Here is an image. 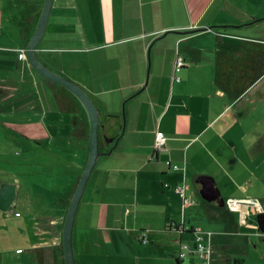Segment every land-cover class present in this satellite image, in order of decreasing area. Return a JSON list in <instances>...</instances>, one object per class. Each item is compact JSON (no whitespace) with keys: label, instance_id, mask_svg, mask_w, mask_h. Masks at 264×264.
Listing matches in <instances>:
<instances>
[{"label":"crops","instance_id":"crops-1","mask_svg":"<svg viewBox=\"0 0 264 264\" xmlns=\"http://www.w3.org/2000/svg\"><path fill=\"white\" fill-rule=\"evenodd\" d=\"M44 4L9 1L6 22L18 43L0 55V129L15 139L43 129L25 163L30 174L44 165L39 172L57 194L42 197L33 229L39 242L30 247L61 261L90 124L81 102L35 72L27 54L18 58L27 53ZM261 24L264 0L53 1L37 58L94 100L105 153L79 205L77 264H264L257 224L264 214ZM178 55L187 66L176 74ZM60 92L72 110L61 109ZM78 125L87 137L75 135ZM158 132L167 142L155 153ZM201 178L214 181L216 201L201 197ZM11 184L20 189L18 180ZM199 238L210 259L195 250Z\"/></svg>","mask_w":264,"mask_h":264},{"label":"rangeland","instance_id":"rangeland-1","mask_svg":"<svg viewBox=\"0 0 264 264\" xmlns=\"http://www.w3.org/2000/svg\"><path fill=\"white\" fill-rule=\"evenodd\" d=\"M1 1L0 55L4 57V55L12 54V50L6 49L17 45L18 36L9 27L10 24L6 22L7 16L10 15L8 12L10 5L8 4L11 0ZM66 117L71 120L74 116L67 115ZM25 132L29 134L28 137L15 139L12 137H16L13 135V131L0 129V185L11 184L15 180L20 182L15 206L9 212L0 210V264H38L35 259L37 249L32 251L30 247L31 241L33 243L39 242V238L34 236L33 229H37V224L40 223L39 220L41 221L39 216L41 215L42 197L45 199L53 198V195L57 194V191L50 186V177L39 172V168H45L44 165H40L39 162L36 165V173L30 174L29 171V173L27 172L30 164L25 163L29 156L28 150L39 148L34 146L36 144L34 138H36L35 135L41 137L43 129L37 127ZM53 132L63 134L61 129H54ZM65 132L70 133L71 127L66 126ZM7 135L9 137H5ZM45 146L48 149L54 148L51 145ZM66 153L73 154L71 151ZM31 186H33V194L29 190H32ZM17 212L22 214L21 217L18 216ZM17 249H22L23 252L18 254ZM52 256V253H46L47 264L52 263L54 258Z\"/></svg>","mask_w":264,"mask_h":264},{"label":"water","instance_id":"water-1","mask_svg":"<svg viewBox=\"0 0 264 264\" xmlns=\"http://www.w3.org/2000/svg\"><path fill=\"white\" fill-rule=\"evenodd\" d=\"M54 0H45V4L43 5V11L41 17L39 18V23L34 31L33 36L31 37V41L27 44L26 54L28 61H30V65L38 72L45 80L54 83L58 86L65 88L69 91L84 107L90 124V133H89V147L90 152L87 164L85 165V169L79 178L80 181L77 185L76 191H74V195L69 204V208L67 211V215L65 217V223L62 230V238H63V252H64V262L65 264H77L74 252V244H73V235L75 228V221L77 217V213L79 210V205L82 201L83 195L87 188L88 182L92 176V173L95 169V166L98 164L102 155L100 151V122L101 116L100 112L91 97L88 93L79 85L67 79L66 77L50 70L46 67L36 55L37 47L40 44L44 32H46L48 19L50 17V13L52 10ZM199 184L202 185L201 194L205 201L213 202L218 199V194L214 185V181L209 178H201L198 181ZM17 185L15 184H3L0 186V210L3 212H9L14 206L15 202H17V193L18 191Z\"/></svg>","mask_w":264,"mask_h":264},{"label":"trees","instance_id":"trees-1","mask_svg":"<svg viewBox=\"0 0 264 264\" xmlns=\"http://www.w3.org/2000/svg\"><path fill=\"white\" fill-rule=\"evenodd\" d=\"M19 57H20V55H19ZM18 57V58H19ZM179 57V55L177 56V58ZM182 57V56H181ZM176 61H177V59H176ZM176 61H175V63H176ZM186 67V66H185ZM184 67V68H185ZM183 68V69H184ZM182 69V70H183ZM175 72V71H174ZM48 83H50V84H52V85H54L53 83H51V82H49V81H47ZM62 90H65L66 91V89L65 88H63ZM56 99H58V102H59V105L61 106V109L63 110V111H65V112H68V111H70V110H72L73 109V104H72V102H68V101H66L65 100V98H64V96L62 95V92H60L58 95H57V98ZM87 127H88V124H87ZM86 133V131H84L83 130V127H80V125H78V127H77V129L75 130V135H77L79 138L80 137H87V135L85 134ZM19 215V217L21 216V214L20 213H18ZM17 215V214H16ZM15 215V216H16ZM257 224H258V230L260 231V233H262V234H264V214H261V215H259V217H258V220H257ZM199 239H201V238H199ZM198 239V240H199ZM202 240V239H201ZM201 243H203L204 244V246H205V249L204 250H206V253L204 254V256L205 257H207L208 259H210V248L208 247V245H206L204 242H201ZM198 244H199V242H197V248H198ZM196 250V249H195ZM22 251L23 250H18V254H20V253H22ZM201 255V254H200ZM203 256V257H204ZM54 261H53V263L52 264H65L64 263V261H63V252H62V255L60 254V258H61V261L59 260V256L57 255V254H54ZM35 259L37 260L36 262L38 263V264H47L46 262H47V260H46V257H45V251L44 250H42V249H37V251H36V254H35ZM238 263H240V261H237ZM51 264V263H50ZM179 264H181L180 263V260H179Z\"/></svg>","mask_w":264,"mask_h":264},{"label":"built area","instance_id":"built-area-1","mask_svg":"<svg viewBox=\"0 0 264 264\" xmlns=\"http://www.w3.org/2000/svg\"><path fill=\"white\" fill-rule=\"evenodd\" d=\"M24 57H26L25 51H23L20 54L19 58L20 59H24ZM185 66H187V63H186L185 59L183 57L179 56L177 58L176 63H175V69H174L175 73L179 74ZM177 80H179V79H177ZM166 142H167V138L162 133L158 132L157 135H156L155 145H154L155 153H158L159 151H161L165 147ZM177 169H178V167L175 166L173 170H177ZM177 191H178V193H180L183 196V191L180 188H178ZM185 201H186V203H188L187 200H185ZM198 242H199V244H198V248L196 250H198V252L203 257L204 254L206 253V250H204L205 246H204L203 243H201L202 242L201 239H199Z\"/></svg>","mask_w":264,"mask_h":264},{"label":"flooded vegetation","instance_id":"flooded-vegetation-1","mask_svg":"<svg viewBox=\"0 0 264 264\" xmlns=\"http://www.w3.org/2000/svg\"><path fill=\"white\" fill-rule=\"evenodd\" d=\"M1 186V185H0ZM23 252V251H22Z\"/></svg>","mask_w":264,"mask_h":264}]
</instances>
